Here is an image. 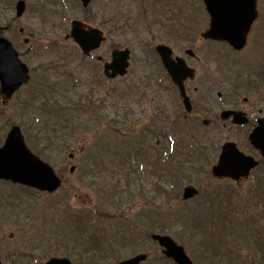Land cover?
Segmentation results:
<instances>
[{
    "label": "rangeland",
    "instance_id": "374dc122",
    "mask_svg": "<svg viewBox=\"0 0 264 264\" xmlns=\"http://www.w3.org/2000/svg\"><path fill=\"white\" fill-rule=\"evenodd\" d=\"M78 1L58 0L55 3L53 0H43L44 4L41 5V0H26L27 12L16 24L21 23L19 26L26 29V34L20 36L21 44L23 45V38L28 37L37 50L34 58L25 59V62L30 65L32 81L6 107H2L0 97V109L4 108V113H0V116L22 128L30 150L36 154L29 139L31 138L34 142L32 135L25 132V123L21 125L19 121L22 114L20 108L22 102L31 96L34 90L38 87L43 88L44 83L40 79H43L42 76L47 78L49 76L48 73L42 75L41 71L47 64L64 66L67 69L70 68V71L79 70L80 85L67 86L68 84L61 83V92L63 91L72 98L75 96L89 97L91 104L99 102L98 106L101 107L100 111L103 115H95L93 108H88L89 114L78 121V127L82 125L79 134L83 135L88 128V133L83 135L84 139L79 136L72 137L70 147L66 151L54 150L49 153V163L63 181V186L57 193L46 195L31 189H29L31 191H26L21 186L0 181V259L4 264H20L21 256L29 255L32 264H45L52 257H64V249L60 252L58 250L62 242L68 241L75 251L73 253L70 251L73 256H68V259L74 264H87V261L81 259L80 256H83L85 250H90L92 246L87 239L85 243L80 244L79 242L75 250V240H79L82 234L80 225L75 226L73 221L75 218L77 222L83 223L82 219H84L86 223L87 219L84 218L86 215L87 218H94V228L88 230L87 236L100 239L98 249L103 250L97 253L101 260L97 261L98 264L116 263V257L111 260V257L115 256L114 250L122 251L118 253L121 255L120 259L124 257L127 259L145 252L149 254V261L146 264H166L161 249L150 240L149 235L154 233L155 229L156 233L168 234L182 245L195 264H202V259L207 255L219 258L222 253L226 254L223 259L224 264H239L241 262L239 259L242 258L245 264H261L256 254V247L252 251L250 248H245L247 243L240 237L239 228L245 230L246 223L242 226L241 224L249 207L248 203L254 202L258 206L263 204V197H261L262 202L261 199L257 201L256 195H253L252 185L256 182L262 185L264 179L257 172L253 174H257L255 182H253V176L238 183L212 177L211 170L217 164L221 147L225 143V135L220 129L212 133L209 128L197 125L203 120V115L199 111L192 113L189 117L184 116L178 91L160 68L155 54L152 51L144 53L137 41L133 45L134 65L131 67L129 76L123 80H107L103 76V64L98 65L94 62L98 56L103 57V62L108 61L116 40L108 38L102 48L95 53L94 60L83 61L75 44L65 40V36L70 31L71 22L75 19L84 21L83 18L86 16L82 8L77 7ZM14 2L11 7L0 4V27H4L15 16ZM100 3L107 4L109 0H94L92 3L94 15L103 14ZM116 3L131 6L133 13L129 15L133 21H141L139 19L141 10L137 1L116 0ZM135 23L137 26L140 25V22ZM121 25L123 26L122 22ZM94 26L101 28L97 24ZM9 36L17 39L19 35L12 33ZM133 38L135 37L132 34L121 41H131ZM138 38L141 41L142 38ZM181 42H175L176 52L183 51L184 45L182 46ZM222 48L211 46L201 49L199 64L191 61L192 64L198 66L196 80L192 83L191 90L194 86L198 87L202 94L207 88L206 85L209 82L203 77L202 72L204 69L207 70L205 66L217 67L210 58L225 55L227 50ZM219 49H222L221 54H218ZM43 51L45 53L42 54ZM249 55L259 54H250L249 50ZM58 57L59 60H65L63 64H57ZM67 58H69L68 63ZM48 60L55 63L48 62ZM92 68L99 77L95 84V77L93 82L88 75L94 72ZM211 71H214V68H211ZM84 80H88L86 84L93 85L94 92H90V86L85 85L82 82ZM85 104H87L86 100L83 101V106ZM75 113L80 114L81 111L76 110ZM105 116L106 119H103ZM95 117L99 119V122L97 123L96 120L97 125L94 130ZM154 121L159 122L158 125L164 122L167 128L171 127L170 144L176 149L165 148L159 137H152L150 146L165 149V155L173 158L172 161L175 157L180 158V163L184 167L191 168L192 174L188 175L192 176L187 175V179L178 180L181 183L174 187L166 184L169 178L162 174L163 166L144 160L146 161L143 162L144 167H139L143 173L142 182L132 175L134 197L131 201H124L125 203H120L122 201L118 200L105 201L104 195L99 193L94 186V176L103 173L104 175L98 180L99 183L110 184L112 188L118 182V187H124L127 185L126 176L120 169L126 170L127 168H117V163L107 158L105 153H100L101 151L97 149L100 141L110 142L112 149L114 143L111 140L119 142L124 136V130L128 132L129 128L133 129L134 133H139V130L143 128L157 135L160 130L154 128L156 125ZM11 126L3 130L0 122V138L6 136ZM115 129L120 130L117 135L114 132ZM208 134L213 137L209 141L205 140L203 148L200 149L199 139L203 140ZM118 135L121 136L117 137ZM145 136L148 137L147 132ZM195 147L200 151L194 153ZM71 154H74L73 160L69 158ZM72 166H75L76 170L70 173ZM160 175L164 176L163 179H160ZM114 176L116 178H113ZM135 180H137L136 183ZM157 182L165 183L166 191L172 193L173 196H168V199L157 196L154 193V184ZM189 185L198 189L199 195L192 201L184 203L181 198L182 190ZM222 187L229 189L235 195L223 206H216L215 204L220 201ZM167 201L170 209L164 212L163 209L167 208ZM258 211L264 214L263 207ZM162 212L167 216V232L157 227L164 216ZM249 213H253L252 209H249ZM230 218L235 221L233 227H229ZM261 223L264 224V218ZM75 227L76 234L73 233ZM129 228L136 229V236L130 241L126 240L125 244L120 246V239H123L124 233L128 232ZM238 229L239 236H237ZM115 235L119 237L116 239ZM56 239L61 242L59 247ZM116 242L119 243L118 246ZM22 264L28 263L23 262ZM90 264L95 263L90 262Z\"/></svg>",
    "mask_w": 264,
    "mask_h": 264
},
{
    "label": "flooded vegetation",
    "instance_id": "af4514ba",
    "mask_svg": "<svg viewBox=\"0 0 264 264\" xmlns=\"http://www.w3.org/2000/svg\"><path fill=\"white\" fill-rule=\"evenodd\" d=\"M131 1H137L142 10L141 15L146 27V30H142L143 37L149 39L151 45L163 44L172 48L174 58L184 59V64L193 71V78L185 74L184 85L192 106L191 114L199 111L203 115V120L198 124H203L212 130V133L220 129L225 135L224 144L233 143L245 155L253 157L258 162L257 168L264 173L261 152L250 142L252 133L264 125V74H259V71L264 69V0H256L259 15L254 21L253 0H230L223 9L224 14L232 13L228 23L242 22L241 28H250L245 45L239 51H235L227 43L204 38L210 28L211 18L202 0ZM131 8L127 4L112 3L108 28L111 39L116 40V44H125L121 42L119 33L120 21L125 28L129 27L125 19L130 16L129 13H133ZM238 9L248 17H239L235 13ZM179 40L182 41L181 45H184L183 51L176 52L174 44L180 42ZM211 46L231 49L230 53L234 56L225 54L210 58L217 67L205 66L207 70L204 69L202 75L209 83L206 85V91L200 94L198 87L194 86L191 90L198 70V66L191 61L197 62L198 65L201 49ZM222 49L218 50V54H221ZM249 50L250 54L258 53L262 56H251ZM30 54L32 51L27 55ZM211 68H214V71H211ZM180 99L183 104L181 96ZM262 132L264 133V130ZM211 137L213 135L209 138Z\"/></svg>",
    "mask_w": 264,
    "mask_h": 264
},
{
    "label": "water",
    "instance_id": "95a60500",
    "mask_svg": "<svg viewBox=\"0 0 264 264\" xmlns=\"http://www.w3.org/2000/svg\"><path fill=\"white\" fill-rule=\"evenodd\" d=\"M85 6L90 0H82ZM208 11L212 16V27L207 36L213 39L228 41L237 48L236 40H238L239 24L228 23V19L232 14L226 15L223 13L225 5H228L230 0H204ZM17 16L21 17L25 10V4H18ZM239 12V9L236 11ZM237 14V13H236ZM243 33V32H242ZM70 37L81 47L86 55L93 50H97L102 41L103 33L97 29L86 27L80 22H74ZM164 63L169 67L173 77L178 76L173 62L169 59L168 54H163ZM126 57L115 54L113 64L106 65V73L110 78H115L118 74L126 73L125 61ZM176 78V81H180ZM29 81L27 68L20 63L17 54L13 51L11 45L6 40H0V82L2 85L1 93L8 100L12 95L24 84ZM258 138L262 146H264V134H259ZM232 151H224L219 165L214 168L216 176H232L239 178L247 176L249 169L243 165L241 158L231 153ZM75 168H72V172ZM235 171L236 175H235ZM0 180L11 181L15 184H22L40 191L49 193L55 192L61 186V180L56 176L54 170L38 157L33 155L25 146L20 129L15 127L10 132L5 145L0 148ZM197 191L193 188H186L184 191V199L194 197ZM162 247L166 249L164 253L175 260L177 264H192L184 253L183 248L178 247L171 238L153 236ZM146 260L145 255H139L132 259L123 261L118 264H141ZM47 264H71L68 259L50 260Z\"/></svg>",
    "mask_w": 264,
    "mask_h": 264
},
{
    "label": "trees",
    "instance_id": "16d2710c",
    "mask_svg": "<svg viewBox=\"0 0 264 264\" xmlns=\"http://www.w3.org/2000/svg\"><path fill=\"white\" fill-rule=\"evenodd\" d=\"M94 113L95 114L99 113V111L96 108H94ZM61 122L65 124V128H60L58 126V125L62 126V123H59V124L54 123L51 126V128H50V126L48 124V127L46 129V126H45L46 122H44L43 126H41L39 128V131H38V133L35 136V137L40 138V139H38V142L34 143V145L36 146L35 151L39 155L44 157L45 159H49V148L50 147H51L50 151H54V149L58 148V146L60 147L61 151L64 150L65 147H68V143L64 144L65 140H68L67 142H69L72 139V137H74L75 131L78 129L76 126L74 127L73 120H62ZM57 133H58V135H60L59 138L55 137ZM50 139H51V141H50ZM60 140L64 141L63 144H60ZM94 180L97 181L96 176L94 177ZM94 185L97 187L96 184H94ZM99 188H100L99 189V193L104 194L105 191H107V194H109V195L113 194L115 196L116 187L114 188L115 190L114 189L112 190V189H110L109 185L103 184V186L99 185ZM123 196L124 195L121 192L117 193V195H116V197H120V199H122ZM106 199H109V196H106ZM89 222H90L89 225H92L93 222L91 221V219L89 220ZM162 223L163 224L161 226V229L163 231H165L167 229V226H168L167 220L164 219ZM77 225L78 224H75V226H77ZM81 229H82L83 232L85 230H87L86 227H81ZM86 234L83 235L81 238L85 237ZM125 236H127V234ZM88 240H89L90 245L92 246V248L90 250L85 251V254H83V256H81V259L86 260L87 264H90V262L98 264L97 261H101V260H99V256H98L97 253L103 251L102 249H98L99 248L98 245H99L100 240L98 238H96V237H94V239L89 237ZM83 242H86V239H84ZM217 253H219V252H217ZM65 255L66 256H71L72 254L70 255V251L67 250ZM114 257H116V260H120L121 256L118 255V251L115 252V256L111 257V260H113ZM225 257H226L225 253H222L221 257H219V258H216V257H213L212 255H210V256L206 257V261H207V264H224L223 259ZM261 260L264 262V258L263 257H261Z\"/></svg>",
    "mask_w": 264,
    "mask_h": 264
}]
</instances>
